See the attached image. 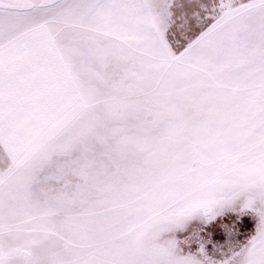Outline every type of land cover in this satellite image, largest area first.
<instances>
[{
    "label": "snow or ice",
    "instance_id": "obj_1",
    "mask_svg": "<svg viewBox=\"0 0 264 264\" xmlns=\"http://www.w3.org/2000/svg\"><path fill=\"white\" fill-rule=\"evenodd\" d=\"M0 264H264V0H0Z\"/></svg>",
    "mask_w": 264,
    "mask_h": 264
}]
</instances>
